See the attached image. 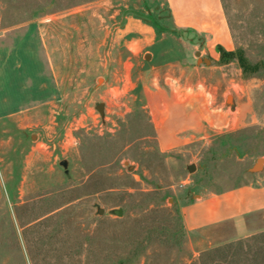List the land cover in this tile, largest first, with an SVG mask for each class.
Masks as SVG:
<instances>
[{"label": "rangeland", "instance_id": "374dc122", "mask_svg": "<svg viewBox=\"0 0 264 264\" xmlns=\"http://www.w3.org/2000/svg\"><path fill=\"white\" fill-rule=\"evenodd\" d=\"M222 3L234 50L264 61V0ZM175 89L193 117L172 146ZM205 100L233 121L196 118ZM259 157L264 72L223 62L166 0H0V264H264V230L192 232L181 209L248 183Z\"/></svg>", "mask_w": 264, "mask_h": 264}, {"label": "crops", "instance_id": "0c3cea01", "mask_svg": "<svg viewBox=\"0 0 264 264\" xmlns=\"http://www.w3.org/2000/svg\"><path fill=\"white\" fill-rule=\"evenodd\" d=\"M166 2L175 26L205 34L211 50L219 46L227 51L234 50V40L222 0H166ZM149 31L146 28L144 32L149 33ZM139 39L148 41L149 36ZM30 58L35 60L36 66L38 65V76L35 79L31 76L29 78L33 84V92L37 95L32 97L47 99L51 90L47 75L48 61L44 57L31 56ZM205 102L208 101H204V107L201 105L196 108L198 114L196 118L199 117L201 121L209 122V126L213 127L217 126L215 122L220 121L223 125L225 122L233 121L234 116H217L216 109L210 107V102L206 105ZM189 103L190 100L180 99L177 89L174 90L167 104L169 119L172 123L169 120L170 124L167 127L162 125L159 129L160 133L166 128L173 130L188 127V122L193 117L192 111L187 109ZM158 110L162 114V110L160 108ZM173 131L172 134L168 133L166 138L163 135L161 142L174 145L184 143V138L179 137L177 131ZM255 174L257 175H254L248 183L221 192H202L199 198L184 203L181 209L187 229L192 232L208 231L211 233L209 231L213 228L230 225L235 238L264 230V171Z\"/></svg>", "mask_w": 264, "mask_h": 264}, {"label": "trees", "instance_id": "16d2710c", "mask_svg": "<svg viewBox=\"0 0 264 264\" xmlns=\"http://www.w3.org/2000/svg\"><path fill=\"white\" fill-rule=\"evenodd\" d=\"M219 49L221 51V60H223V62L237 60L246 75H255L264 72V61L252 62L243 49L239 48L227 51L221 46H219ZM227 137H231V135H228Z\"/></svg>", "mask_w": 264, "mask_h": 264}, {"label": "water", "instance_id": "95a60500", "mask_svg": "<svg viewBox=\"0 0 264 264\" xmlns=\"http://www.w3.org/2000/svg\"><path fill=\"white\" fill-rule=\"evenodd\" d=\"M204 60V63L208 62L207 58H203ZM102 105V104H101ZM99 108V106H98ZM100 109V108H99ZM101 110V109H100ZM61 164L64 166V167H67L68 165V161L67 160H62L61 161ZM264 167V157H259L256 162L254 163V165L251 167L250 171L251 172H258L260 170H262ZM195 168V165H189L188 166V169L191 171L192 169ZM104 211V209L102 208H98V212L99 213H102ZM113 213L117 214V215H122L123 214V210L122 209H114L112 210Z\"/></svg>", "mask_w": 264, "mask_h": 264}, {"label": "bare ground", "instance_id": "6f19581e", "mask_svg": "<svg viewBox=\"0 0 264 264\" xmlns=\"http://www.w3.org/2000/svg\"><path fill=\"white\" fill-rule=\"evenodd\" d=\"M229 101H231V97H229ZM102 105L99 107L101 109Z\"/></svg>", "mask_w": 264, "mask_h": 264}]
</instances>
